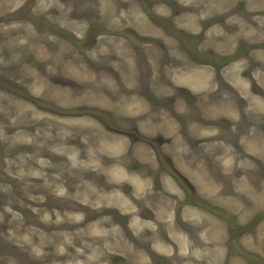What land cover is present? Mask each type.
<instances>
[{
	"label": "rangeland",
	"instance_id": "obj_1",
	"mask_svg": "<svg viewBox=\"0 0 264 264\" xmlns=\"http://www.w3.org/2000/svg\"><path fill=\"white\" fill-rule=\"evenodd\" d=\"M0 264H264V0H0Z\"/></svg>",
	"mask_w": 264,
	"mask_h": 264
},
{
	"label": "bare ground",
	"instance_id": "obj_2",
	"mask_svg": "<svg viewBox=\"0 0 264 264\" xmlns=\"http://www.w3.org/2000/svg\"><path fill=\"white\" fill-rule=\"evenodd\" d=\"M102 23H103V22H102ZM91 31H92V30H91ZM128 32H129V31H128ZM128 32H127V33H128ZM132 32H133V31H132ZM133 34H134V33H133ZM104 38H105V37H104ZM143 40H144V39H143ZM144 42H145V41H144ZM146 42H147V41H146ZM103 44H104V43H103Z\"/></svg>",
	"mask_w": 264,
	"mask_h": 264
}]
</instances>
